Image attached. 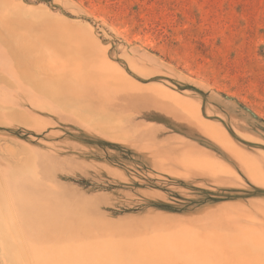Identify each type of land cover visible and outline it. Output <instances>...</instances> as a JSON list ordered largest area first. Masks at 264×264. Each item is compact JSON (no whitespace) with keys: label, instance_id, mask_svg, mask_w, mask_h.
Returning <instances> with one entry per match:
<instances>
[{"label":"rangeland","instance_id":"374dc122","mask_svg":"<svg viewBox=\"0 0 264 264\" xmlns=\"http://www.w3.org/2000/svg\"><path fill=\"white\" fill-rule=\"evenodd\" d=\"M0 264H264V0H0Z\"/></svg>","mask_w":264,"mask_h":264}]
</instances>
